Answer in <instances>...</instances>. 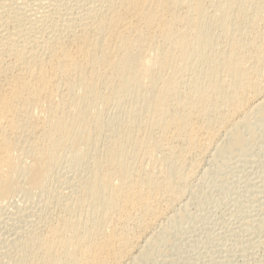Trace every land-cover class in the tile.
<instances>
[{
  "label": "bare ground",
  "instance_id": "bare-ground-1",
  "mask_svg": "<svg viewBox=\"0 0 264 264\" xmlns=\"http://www.w3.org/2000/svg\"><path fill=\"white\" fill-rule=\"evenodd\" d=\"M36 1L0 0V206L44 193L64 151L98 154L74 199L85 219L68 201L47 233H13L10 246L29 264H120L129 223L149 228L187 191L192 154L223 129L216 158L245 153L264 116V0H78L53 21L42 19L53 0ZM118 100L131 106L116 131L101 110Z\"/></svg>",
  "mask_w": 264,
  "mask_h": 264
},
{
  "label": "rangeland",
  "instance_id": "rangeland-1",
  "mask_svg": "<svg viewBox=\"0 0 264 264\" xmlns=\"http://www.w3.org/2000/svg\"><path fill=\"white\" fill-rule=\"evenodd\" d=\"M29 1L30 4H28L29 6L32 5V7L30 6L31 8L36 7V0L33 3L31 2L32 0H27V2ZM76 1L78 2V0H53L45 9V11H48L45 12L47 15L45 14L46 16L41 18L45 20V18L52 17L51 20H48H57L58 16L62 13L64 14L67 9H69L67 12H70L72 9L74 10L76 6H72L77 4ZM35 2L36 4H34ZM44 2L46 3L47 1ZM13 4H15V2H13ZM27 13L29 14L30 12L27 11ZM48 13L50 15H48ZM209 14L213 16L211 8ZM216 34H219V32L217 31ZM185 75H188L187 78L189 77L191 79L193 73L190 71ZM184 76L183 79L186 78ZM187 78L185 80H187ZM189 78L188 81L190 80ZM259 100L261 102L264 101V92L258 96L257 101ZM118 101L120 103L122 102L124 106L118 102L121 105L119 107V104L116 102L115 104H111L112 106L109 105V108L104 107L103 109L105 112L103 109L101 110L102 118L105 122L107 121L106 124L111 125L112 123L111 126H114L113 129H116V131L118 129L117 123L119 120L123 122L126 119L130 112L127 110H130L131 106V101L129 100H126L127 103L126 101H124L125 103L120 100ZM256 102H251V104H249L250 108L248 109L254 108ZM122 107H125V109ZM241 118L242 115L236 116L234 118V123L240 122ZM252 123H254L252 126L253 136H251V133L248 134V131L246 132V137L251 139L247 143L245 153L238 152L236 154L224 156L222 159L216 158V147L219 148L228 140V132H226V129H223L217 134V138L214 140L215 142L213 141L212 143L213 146L210 143L212 147L209 145L208 150L205 149L207 152L204 150L201 153L191 155V159H188V166L193 168L192 165L194 164L193 166L195 168H185L187 170L190 168L192 172L190 169L188 171L184 170V172L187 173V177L189 176L186 178V184H182L185 190H187L183 195L184 197L182 196L180 199L173 202V204H171L172 206L170 204V206H167L166 203L163 204L162 207L165 208H162L163 215L155 220L154 223L152 222L149 228H144L143 226L138 227L142 222L137 219L136 221L134 220L136 223L134 221L131 222V225L129 223V233L131 232V237L133 238L134 236L135 240L134 246L131 248V252H129L131 255H127L126 259L120 264H133V258L143 251V259L140 264H264V116L256 117V120L252 121ZM107 133L102 137L104 143H107L108 139L106 134H110L109 132ZM104 138H106L105 141L103 140ZM102 141L100 145L103 146L104 143H102ZM100 150L102 149L100 148ZM95 152L98 154L97 151ZM95 152L91 150V154L87 159L79 160L75 157L74 151H70L69 149L66 150V152L64 151L58 160V164L53 168L52 178L47 184L44 193H39L40 195L37 194L30 202L23 194H17L16 197L9 200V203L7 202L8 204L0 206V230L3 229V231H0V238H4L0 239V264H29L28 260L25 261L23 259L19 249H16L18 244H16V246L14 245L15 248L13 244L10 246L11 243L15 244L19 241L20 239L18 240V236L20 237L27 233L29 229V232L38 230V233L41 232V234H45L47 233L45 231H47L50 226L57 224V221L60 220V216L62 217L64 213L66 214L74 207L75 210L72 209L71 212H78V215H83V213L87 211L84 213L85 215H79L81 216L80 219H85L89 211L88 209L90 208L88 204L84 206L78 204L81 195L79 191H81V187L88 179L87 176L90 174L89 168L93 160L92 156H97L94 155ZM80 176H82V178ZM80 182L83 183V185H81ZM68 201H73L74 204ZM77 204L82 207L80 210H78L80 208L79 206L76 207ZM3 206L4 208H2ZM17 206H19V208ZM65 206H68V211ZM86 207H88V209ZM64 208L66 209L63 210ZM84 208L85 211L83 212ZM174 216L176 217L173 218ZM171 219L172 221L176 219L179 220L173 224V227L168 230L169 233L166 234L164 238L163 236L160 237V235H163L162 232L164 231L165 233V229L171 225L169 224L172 222ZM130 227H132L133 230ZM23 228H26L24 229L26 232H24ZM137 228L139 229L137 230ZM17 230H21L20 234ZM15 231L18 233H15ZM132 232L135 235H133ZM13 233L15 235L17 234V239L15 235L13 236ZM11 236L14 238L11 239ZM15 239L16 242L14 241ZM149 239L150 242L148 243ZM153 242L155 243L153 244ZM145 244H147V246ZM16 250L19 253L16 252ZM23 261L25 263H23Z\"/></svg>",
  "mask_w": 264,
  "mask_h": 264
}]
</instances>
